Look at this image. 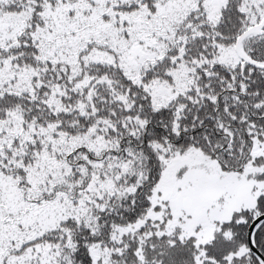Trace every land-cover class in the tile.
Returning a JSON list of instances; mask_svg holds the SVG:
<instances>
[{
    "label": "snow or ice",
    "instance_id": "obj_1",
    "mask_svg": "<svg viewBox=\"0 0 264 264\" xmlns=\"http://www.w3.org/2000/svg\"><path fill=\"white\" fill-rule=\"evenodd\" d=\"M0 264H264V0H0Z\"/></svg>",
    "mask_w": 264,
    "mask_h": 264
}]
</instances>
